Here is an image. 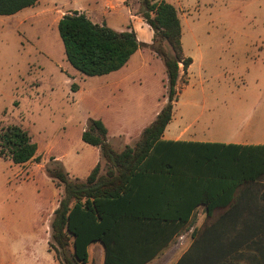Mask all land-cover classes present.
Masks as SVG:
<instances>
[{"label": "trees", "instance_id": "obj_1", "mask_svg": "<svg viewBox=\"0 0 264 264\" xmlns=\"http://www.w3.org/2000/svg\"><path fill=\"white\" fill-rule=\"evenodd\" d=\"M39 0H0V17L33 7ZM139 16L154 33L151 45L134 30L117 32L72 12L58 23L67 62L80 74L98 77L119 71L141 48L161 58L167 75V103L135 146L116 152L108 130L89 118L85 144L100 151L85 181L73 180L56 164L49 178L63 187L51 220L50 249L60 264H89L88 247H104V264H147L166 248L195 216L198 206L212 218L177 264H233L231 257L249 249L251 264H264V145L165 141L173 118L180 65L187 75L182 25L174 5L139 0ZM38 145L18 125L0 130V157L16 165L34 159ZM104 171V174H102ZM239 228V229H237ZM230 229L235 231L228 237Z\"/></svg>", "mask_w": 264, "mask_h": 264}, {"label": "rangeland", "instance_id": "obj_2", "mask_svg": "<svg viewBox=\"0 0 264 264\" xmlns=\"http://www.w3.org/2000/svg\"><path fill=\"white\" fill-rule=\"evenodd\" d=\"M165 1L177 9L184 56L193 59L187 75L180 65L174 122L193 118L196 112L188 111L196 103L218 114L219 128L228 115L226 108L264 110V0ZM127 4L140 19L139 0ZM19 19L0 17V130L21 126L38 152L24 165L0 157V264H11L25 245L40 239L32 233L34 227L44 241L49 238L50 216L63 187L48 177L46 168L60 164L67 172L84 175L78 169L99 155L81 138L89 118L106 122L113 132L118 118L130 117L142 126L152 117L155 103H167L166 70L150 48H141V60H133L132 80L120 94L112 93L104 81L108 76L82 75L67 62L58 26L30 27ZM222 215V210L212 218L195 214L155 264H175ZM234 234L230 229L228 237ZM250 255L249 249H242L231 261L251 264ZM37 256V264H57L45 250Z\"/></svg>", "mask_w": 264, "mask_h": 264}, {"label": "crops", "instance_id": "obj_3", "mask_svg": "<svg viewBox=\"0 0 264 264\" xmlns=\"http://www.w3.org/2000/svg\"><path fill=\"white\" fill-rule=\"evenodd\" d=\"M76 11L84 14L94 24H106L117 32L128 31L130 29L134 30L141 43L147 45L152 43L153 31L142 18L139 19L137 15L131 14L127 0H39L35 6L26 8L15 15L20 17V23H28L30 27L42 24L46 29L50 27L54 29L58 26L60 19L64 15ZM124 11L126 12L125 15L123 14ZM129 25L131 27H129ZM39 53H43V51H39ZM142 55L143 52L139 49L126 66L119 71L105 75L108 76L104 80L105 85L110 88L112 93L117 92L120 94L125 83L132 80L129 78L133 75L134 67H136L132 62L133 60L140 61ZM162 108L161 105L155 103V106L151 110L153 118L151 117L150 120L142 126L134 124L130 117L123 116L122 120L118 118V123L114 127L115 129L113 132L106 122L101 120L108 130V140L113 149L116 152H120L126 146H135L140 140L143 130L155 120ZM190 108L192 111H188V113L192 114L196 112V115L191 119H182L181 121L174 122L175 115L173 114L172 121L164 131L163 140L264 145V110H261V108L258 109L254 106H249L246 108V111L245 107H241V109L226 108V113L228 115L224 119L225 121H223V128H219L220 121L216 119L218 114L211 110L208 105L196 103L195 105L192 104ZM240 114H243V116ZM96 153H99V155H96L93 161L86 163L84 168L78 169V171H84V175L78 176L77 170L71 169L68 171L70 178L73 180L85 181L94 167L98 163H102L98 148H96ZM102 174H104V171H102ZM194 213H205V207L203 205L198 206L194 210ZM52 217L53 214L50 216L51 220ZM36 230L37 227H34V232L32 233L40 239H33V243L29 244V246H31L30 248H28V245H25L23 247V254H21L19 258H15L11 264H23L24 262L37 264V252H42L43 250H45L47 256L51 257L54 262L60 264L55 257V253L50 249H46L49 247V242L51 240V229L49 230V238L45 241L42 239L43 233L37 232ZM174 240L147 264H155L163 252L173 244ZM88 254L89 264H96V261H100V263L104 264V247L101 243L96 242L90 244L88 247ZM177 262L175 264H177Z\"/></svg>", "mask_w": 264, "mask_h": 264}]
</instances>
